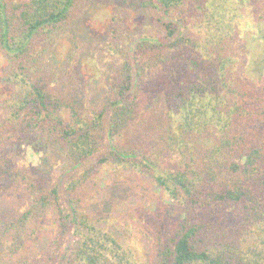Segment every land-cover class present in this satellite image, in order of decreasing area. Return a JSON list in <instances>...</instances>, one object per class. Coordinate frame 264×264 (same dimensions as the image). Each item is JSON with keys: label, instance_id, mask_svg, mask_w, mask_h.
<instances>
[{"label": "trees", "instance_id": "trees-1", "mask_svg": "<svg viewBox=\"0 0 264 264\" xmlns=\"http://www.w3.org/2000/svg\"><path fill=\"white\" fill-rule=\"evenodd\" d=\"M85 1L0 0L3 81L14 88L0 104V151L36 135L78 166L105 149L91 171L66 182L47 166L24 179L0 156V181H20L31 200L15 219L0 214V248L19 254L39 211L53 220L50 244L39 263L15 264H264V86L232 71L233 41L249 21L264 40V0H112L156 21L134 47L121 46L122 29H113L107 47L126 58L124 71L96 91L72 79L70 59L53 57ZM181 61L190 83L178 81ZM110 166L144 175L181 204L168 205L181 215L157 227L150 262L99 225L103 213L83 207L88 177Z\"/></svg>", "mask_w": 264, "mask_h": 264}, {"label": "rangeland", "instance_id": "rangeland-1", "mask_svg": "<svg viewBox=\"0 0 264 264\" xmlns=\"http://www.w3.org/2000/svg\"><path fill=\"white\" fill-rule=\"evenodd\" d=\"M83 5L82 15L73 24L72 34L63 36L57 43L54 61L63 64L70 59V75L82 88L95 86V91L100 86L111 88L124 71L123 61L126 59L123 57L121 60L119 51L107 47L113 29L120 25L123 30H120L121 46L134 47L137 39L152 33L156 18L150 10L128 7L112 0H86ZM233 42L232 71L239 68L243 74L260 80L264 86V40L257 36L250 21L241 32V38ZM184 62L181 61L177 75L178 81L187 84L193 80V74ZM7 66L6 54L0 49V104L11 98L14 92V88L3 81ZM144 144L150 145L149 142ZM104 150L101 147L85 164L74 166L68 159L52 152L41 137L30 135L8 154L0 151V156H10L23 175L26 174L24 179L31 178L34 171H46L47 166L51 175L66 182L87 170L91 171ZM8 182L0 181V214L6 219H15L30 207L31 200L20 189V181L11 186ZM80 196L89 214L101 212L107 217L99 225L132 247L142 262L151 261L157 227L166 228L181 215L177 208L181 204L177 200H168L148 178L132 169L110 166L91 173ZM171 204L177 207L171 209L168 206ZM52 225L53 220L48 213L36 211L31 214L24 229L26 242L21 252L12 257L6 255V250L1 247L0 264L25 260L39 263L38 254L50 244ZM69 242L73 246L77 244V237L72 233Z\"/></svg>", "mask_w": 264, "mask_h": 264}]
</instances>
